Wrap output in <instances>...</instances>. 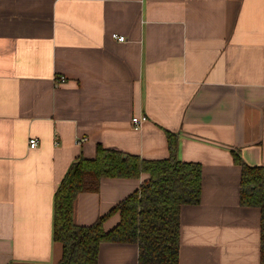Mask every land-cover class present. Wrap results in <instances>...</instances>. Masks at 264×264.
I'll use <instances>...</instances> for the list:
<instances>
[{
    "label": "crops",
    "instance_id": "obj_1",
    "mask_svg": "<svg viewBox=\"0 0 264 264\" xmlns=\"http://www.w3.org/2000/svg\"><path fill=\"white\" fill-rule=\"evenodd\" d=\"M167 130L176 157L202 167L200 202L181 210L179 264H258L260 210L239 203L231 150L264 165V0H0V264L59 260L53 198L72 162L98 144L167 158ZM146 178H102L78 194L76 222ZM137 253L104 242L98 262L137 264Z\"/></svg>",
    "mask_w": 264,
    "mask_h": 264
},
{
    "label": "trees",
    "instance_id": "obj_2",
    "mask_svg": "<svg viewBox=\"0 0 264 264\" xmlns=\"http://www.w3.org/2000/svg\"><path fill=\"white\" fill-rule=\"evenodd\" d=\"M169 156L145 159L98 144L93 158L79 157L69 166L53 198L52 235L61 243L55 264H99L104 242L135 244L137 264H179L181 210L198 204L202 190V167L176 157V137L166 131ZM241 168L239 203L260 210L259 263L264 264V165H249L231 150ZM147 178L133 192L90 224L75 221L76 198L95 192L106 177ZM119 221L110 229L104 221L113 213ZM13 264V263H9Z\"/></svg>",
    "mask_w": 264,
    "mask_h": 264
},
{
    "label": "built area",
    "instance_id": "obj_3",
    "mask_svg": "<svg viewBox=\"0 0 264 264\" xmlns=\"http://www.w3.org/2000/svg\"><path fill=\"white\" fill-rule=\"evenodd\" d=\"M112 37L114 39H116L117 41H120V42L125 40V37L123 35H119V34H116V33H113ZM146 120H147V117L144 116V115L133 116L131 118V123H132L134 129H139ZM84 140H86V138L85 137H81V138H79L77 140V143L80 144ZM36 146H37V139L36 138H30L29 139V147L30 148H35Z\"/></svg>",
    "mask_w": 264,
    "mask_h": 264
},
{
    "label": "rangeland",
    "instance_id": "obj_4",
    "mask_svg": "<svg viewBox=\"0 0 264 264\" xmlns=\"http://www.w3.org/2000/svg\"><path fill=\"white\" fill-rule=\"evenodd\" d=\"M75 221H76V218H75Z\"/></svg>",
    "mask_w": 264,
    "mask_h": 264
}]
</instances>
